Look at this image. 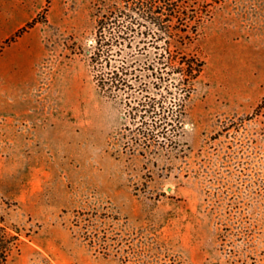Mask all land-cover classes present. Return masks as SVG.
Masks as SVG:
<instances>
[{
  "label": "rangeland",
  "instance_id": "obj_1",
  "mask_svg": "<svg viewBox=\"0 0 264 264\" xmlns=\"http://www.w3.org/2000/svg\"><path fill=\"white\" fill-rule=\"evenodd\" d=\"M100 2L0 0L10 264H264V0H224L200 25L179 146L145 156L92 77Z\"/></svg>",
  "mask_w": 264,
  "mask_h": 264
},
{
  "label": "trees",
  "instance_id": "obj_2",
  "mask_svg": "<svg viewBox=\"0 0 264 264\" xmlns=\"http://www.w3.org/2000/svg\"><path fill=\"white\" fill-rule=\"evenodd\" d=\"M224 0H101L89 66L106 98L123 110L124 150L145 156L179 146L186 102L204 60L184 47ZM31 21L30 23H32ZM0 214V264L19 242Z\"/></svg>",
  "mask_w": 264,
  "mask_h": 264
}]
</instances>
